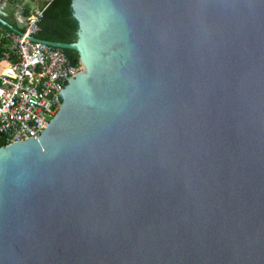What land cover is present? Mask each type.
Segmentation results:
<instances>
[{"label": "water", "instance_id": "obj_1", "mask_svg": "<svg viewBox=\"0 0 264 264\" xmlns=\"http://www.w3.org/2000/svg\"><path fill=\"white\" fill-rule=\"evenodd\" d=\"M53 0H0V23ZM80 54L0 149V264H264V0H73Z\"/></svg>", "mask_w": 264, "mask_h": 264}, {"label": "built area", "instance_id": "obj_2", "mask_svg": "<svg viewBox=\"0 0 264 264\" xmlns=\"http://www.w3.org/2000/svg\"><path fill=\"white\" fill-rule=\"evenodd\" d=\"M45 10H32L21 32L0 26V149L36 137L60 111L64 81L84 67L63 49L34 41Z\"/></svg>", "mask_w": 264, "mask_h": 264}, {"label": "trees", "instance_id": "obj_3", "mask_svg": "<svg viewBox=\"0 0 264 264\" xmlns=\"http://www.w3.org/2000/svg\"><path fill=\"white\" fill-rule=\"evenodd\" d=\"M73 0H53L44 11L40 21L41 30L37 34L38 38L62 42L73 43L78 39V22L72 18L71 4ZM5 29L6 26L0 23ZM69 56L72 63L78 64L80 54L71 49H63Z\"/></svg>", "mask_w": 264, "mask_h": 264}, {"label": "crops", "instance_id": "obj_4", "mask_svg": "<svg viewBox=\"0 0 264 264\" xmlns=\"http://www.w3.org/2000/svg\"><path fill=\"white\" fill-rule=\"evenodd\" d=\"M32 11V9L30 8V7H27V9H26V14L23 16V17H26L30 12ZM23 17H21V15H16V19H15V21H14V25L16 26V27H19V28H21V26H22V22H23Z\"/></svg>", "mask_w": 264, "mask_h": 264}, {"label": "flooded vegetation", "instance_id": "obj_5", "mask_svg": "<svg viewBox=\"0 0 264 264\" xmlns=\"http://www.w3.org/2000/svg\"><path fill=\"white\" fill-rule=\"evenodd\" d=\"M78 35H79V28H78Z\"/></svg>", "mask_w": 264, "mask_h": 264}]
</instances>
